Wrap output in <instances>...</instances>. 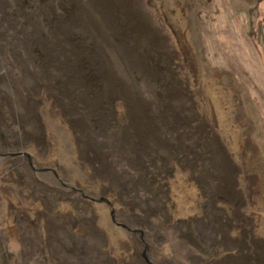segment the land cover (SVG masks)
<instances>
[{
	"label": "rangeland",
	"instance_id": "374dc122",
	"mask_svg": "<svg viewBox=\"0 0 264 264\" xmlns=\"http://www.w3.org/2000/svg\"><path fill=\"white\" fill-rule=\"evenodd\" d=\"M154 1L0 0V264H264V0Z\"/></svg>",
	"mask_w": 264,
	"mask_h": 264
},
{
	"label": "bare ground",
	"instance_id": "6f19581e",
	"mask_svg": "<svg viewBox=\"0 0 264 264\" xmlns=\"http://www.w3.org/2000/svg\"><path fill=\"white\" fill-rule=\"evenodd\" d=\"M237 2V0H236ZM172 12H171V18L173 21V29L170 28V30L172 32H177L176 35L173 36L174 38V42L177 45V47L179 48V50L182 51L183 54H185V52L187 53V55H184V60L186 58V63H188V61L190 62H194L192 59L195 58L194 55H196V51H195V47L192 43V33L190 31V18H189V13L185 10V8L182 7H178L176 5L173 4V0H172ZM154 4H156L157 8H160L159 4H158V0L154 1ZM198 60V59H197ZM197 64V63H196ZM195 64V65H196ZM219 74V73H218ZM228 75V74H227ZM193 78V77H192ZM231 79V78H230ZM229 79V77H227L225 74H221V75H215L213 77H206L205 75H203L202 72L198 71L197 75L195 74V82L197 83V86H199L202 95L205 98V102L207 104V106L211 107L215 114H217L218 116V120H220L219 118L221 117H225L227 119V125H225V130L226 132V137L228 139V142L230 144L231 147L235 146L236 148V153L237 151L239 152V145L241 146L242 143L244 142L242 140V137L239 135V133L242 135V133L240 132L241 130H244L243 127L241 126V123L243 121V119L241 118L242 115L240 116V112H238L236 110V107L234 105V91L235 89V85L234 82H232ZM194 80V79H193ZM234 81V80H233ZM196 87V86H195ZM197 88V89H199ZM236 95V94H235ZM236 97V96H235ZM203 98V99H204ZM236 99V98H235ZM237 100V99H236ZM235 100V101H236ZM236 103V102H235ZM239 108V107H238ZM210 111V110H209ZM210 113V112H209ZM224 113V114H223ZM215 116V115H214ZM50 126L52 129L55 130V140H54V144H58L59 143V138L62 139L63 141L64 138L67 140V138L69 139L68 134L64 131L63 128H61L62 126L59 124V122L57 121V118L55 119L54 115L52 117H50ZM223 120L221 119V122ZM229 121V123H228ZM230 121L232 122V124L230 123ZM224 125V124H223ZM240 127V128H239ZM245 129L246 125H245ZM224 130V131H225ZM56 131H58V133H56ZM245 131V130H244ZM65 133L67 134V138L64 136ZM246 134V131H245ZM64 136V137H63ZM56 140H58V142H56ZM247 140V139H246ZM245 140V141H246ZM70 143V142H69ZM67 144V146L65 147L66 149V154H72V149H71V145ZM245 144V143H244ZM248 144V143H247ZM246 144V146L244 148H242V154L243 156H245L247 158V156L252 155L251 151H250V147ZM73 146V145H72ZM240 153V152H239ZM238 155V154H237ZM245 157L243 159H245ZM250 158V157H249ZM70 160L73 162V159L70 158ZM74 164V163H73ZM73 167H76L75 170L77 169L76 165H72ZM1 183V182H0ZM192 186V185H191ZM187 189V193L191 194V192H193L194 190H192L190 187L186 188ZM186 192V191H185ZM195 192H193L194 194ZM192 194V195H193ZM188 195V194H187ZM191 197V195H190ZM180 198V197H179ZM184 198V197H183ZM186 199V198H185ZM194 199V198H193ZM184 200V199H183ZM191 201V200H190ZM177 202V201H176ZM181 202V201H180ZM194 202V201H193ZM179 203V202H178ZM189 203V202H188ZM187 203V204H188ZM187 207V206H186ZM186 207L183 206H179L176 208L180 211H183L186 209ZM194 208V207H193ZM175 209V208H174ZM190 210V209H189ZM193 211V210H192ZM183 213V212H182ZM192 213V212H191ZM186 214V213H185ZM9 222V221H8ZM8 225V224H7ZM104 227V226H103ZM109 227V226H108ZM111 230V229H109ZM113 231V230H112ZM111 231V232H112ZM110 232V231H108ZM110 234V233H109ZM113 234V232H112ZM36 236V235H35ZM114 236V235H113ZM116 236V234H115ZM34 237V236H33ZM32 237V238H33ZM113 239V237H112ZM114 240V239H113ZM112 240V241H113ZM111 241V242H112ZM117 241V240H116ZM35 247V246H34ZM33 252L35 253V248L32 249ZM39 251V250H38ZM36 264H41L40 262L36 261Z\"/></svg>",
	"mask_w": 264,
	"mask_h": 264
}]
</instances>
